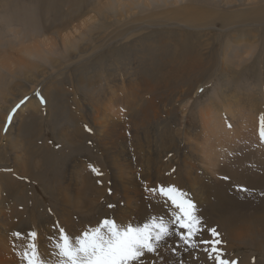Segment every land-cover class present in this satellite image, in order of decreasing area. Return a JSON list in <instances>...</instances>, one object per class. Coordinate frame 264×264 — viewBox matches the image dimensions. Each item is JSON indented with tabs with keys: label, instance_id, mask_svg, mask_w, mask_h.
<instances>
[{
	"label": "rangeland",
	"instance_id": "rangeland-1",
	"mask_svg": "<svg viewBox=\"0 0 264 264\" xmlns=\"http://www.w3.org/2000/svg\"><path fill=\"white\" fill-rule=\"evenodd\" d=\"M47 1L0 0V127L3 126L0 128V252L7 251L8 248L11 250L13 233H25L26 237H22L26 241L28 233L36 231L38 239L41 236V239H46L48 235H45L50 234V229L46 228L47 222H55L50 210L56 208L58 213L52 184H56V179L63 184L67 171L73 170L72 165L77 160H82V156H91L92 163L99 162V167L102 164L108 167L107 187L105 193L92 195L95 208H92L91 214L86 215L81 213L80 208L75 209L73 235L87 228L80 225L81 221L90 223L99 218L115 220L118 214L122 215L120 224L140 223L142 213L138 214L141 203L139 200L149 197L148 195L157 199L145 189L171 185V182L164 183L166 177L173 179L176 175L175 166L170 165L171 160H178V165L186 158L183 154L176 153V147H185L189 143L191 151L203 152L205 142L207 144L208 140V143L214 140L218 131L225 132L222 130L224 127L217 131L216 125L220 120L228 125L230 121L231 125L235 122L236 126L243 128L242 132L251 127V116L256 111L252 110V104L259 101L260 110H264V0H123L120 7L117 0H107L104 7L109 9L112 21L107 30L108 42L89 52V60L83 61V57H86L83 54L76 62H72L74 58H69V52L62 42L63 38L72 32L71 29L65 30L63 26L51 29L48 27L54 20L59 19L58 9L67 11L75 7L89 11L97 0H61V8L56 0ZM186 7L190 10L185 9ZM120 9L124 10L122 16ZM191 10L200 11L208 19L194 28L175 25ZM93 15L95 16V13ZM100 20L102 19L94 20L96 23L93 22V30L97 31L98 26L100 32L105 30L102 26L106 24ZM146 24L153 26L146 27ZM128 34L129 37H126ZM73 36L76 37L75 43L79 42L74 48L77 55L84 46L83 42L81 43L83 33L78 30L71 35ZM135 52L138 54L135 55ZM90 67L92 68L89 69ZM85 69H89V72L96 71L97 74L100 71L103 87L110 83L114 88L112 93L116 91L114 101L108 103L109 120H119L131 125L126 128V136L116 140V146L112 150L116 153L122 147L129 155L126 158L125 153H121L120 159H116L124 168L122 173L118 172L119 165L115 167L106 156L96 153L100 149L98 137L93 139L83 134L86 123L80 116L83 114L82 108L86 98L79 77L85 73ZM72 71L74 75H71ZM106 71L111 73V82L106 80V76H110ZM89 72L88 76H91ZM114 79L117 80L116 83L113 82ZM93 82H99L98 78L94 77ZM155 85L156 87H153ZM73 98H77L75 103ZM212 98L216 99L215 105L218 104L222 109L213 107L210 101ZM22 100L24 103L18 108L21 112L18 113L14 125L12 122L15 114L10 124H6L11 108ZM143 102L152 104V108L148 109L147 118L142 120L145 125L137 127L132 120H139L137 116H133L138 107H129L134 103ZM78 104H82V108L78 109ZM72 107L78 109L76 114L79 116L75 121H72L69 115L70 110L73 111ZM213 108L215 110L210 111ZM223 113L225 115L221 117ZM3 116L6 118L5 123ZM247 121L251 123L248 124ZM93 129L96 134L100 131L95 125ZM211 131H215L216 136L212 137L209 133ZM61 132H66L62 134L66 136V140L65 137L64 140L58 137ZM233 132L236 134L235 130ZM70 135L75 136L73 141L70 140ZM169 138L176 139L175 149L171 152L165 149V142ZM249 138L252 139L248 137L246 140L250 141ZM253 141L254 144L257 143V140ZM222 142L223 140H220V143ZM260 143L259 145H262L263 142ZM88 144H93L94 149ZM246 145L228 150L231 153L227 151L225 156H229L220 163L233 169L242 158L245 165L257 166L259 151H255L251 143L250 147L249 144ZM227 146L229 145L226 143L222 145L223 148ZM136 148L144 150V156H137L138 161L132 155V150L137 152ZM223 151L226 152L224 149L219 150L220 153ZM249 151L252 154L247 153ZM200 154L205 161L210 159L208 153ZM245 154L247 158H244ZM219 157H216L217 161ZM159 167H165V170L156 169ZM209 169L208 174L214 176L216 168ZM77 174L75 171V176ZM78 176L82 178L81 174ZM94 178L91 176L92 186L97 182H94ZM129 181L131 183L126 184ZM123 184L126 187L121 186ZM115 185L117 190L121 189L120 192L114 191ZM174 186L189 194L188 197L192 201L196 200L194 195L197 193V186L200 187L199 184L192 183L185 189ZM80 187L81 180L72 190L77 191ZM127 189L130 190L127 193L130 196L124 195V190ZM81 195L84 197V192ZM86 195L87 193L85 198ZM124 196L129 197V202ZM132 210H135V214ZM35 214L37 221L32 224L30 219ZM221 240L223 243L220 247L226 253V258L229 259L228 256L233 255L264 264V250L236 243L229 237ZM25 241L24 245L28 242ZM256 241L263 245L262 239ZM163 255L172 259L170 253ZM200 256L201 253L198 254V257ZM203 262L205 261L200 264L210 263Z\"/></svg>",
	"mask_w": 264,
	"mask_h": 264
},
{
	"label": "bare ground",
	"instance_id": "bare-ground-1",
	"mask_svg": "<svg viewBox=\"0 0 264 264\" xmlns=\"http://www.w3.org/2000/svg\"><path fill=\"white\" fill-rule=\"evenodd\" d=\"M46 1L47 0H44V2H46ZM56 1L58 2V7L61 8V6L63 5V4L61 5V0H56ZM117 1L119 4V7L124 2L123 0H117ZM47 2H49V1H47ZM106 2H107V0H97L95 2V4L91 6V8H90L91 10H89V11L94 12L95 16L93 15L94 13L91 14L89 11H86L85 9H81V10L75 9V7H74V9L67 10V11L62 10V9L61 10L58 9L59 19L54 20L55 22L57 21V23H55V22L50 23V26L48 27V29L55 28L57 26H63L65 30L71 29L72 32L66 38L64 37L62 42L65 46V49L69 52V58L70 59L74 58V60L72 62H76V61L80 60V57H81V55L83 56V54L86 55V57H83L84 58L83 61L89 60V59H87L89 52L94 51L97 47L99 48V47L104 46V44H106L108 42L107 37H108L109 33H107V30H109V26L111 25L112 21L110 20V16H109V9L104 7L106 5ZM185 9L190 10L189 7H186ZM120 10H121L120 15L121 16L124 15L123 14L124 10H122V9H120ZM59 11H61V12H59ZM174 12H176V10ZM94 18L95 19L101 18L103 20V24L104 23L106 24V25L102 26L103 27L102 29H105L104 31L100 32V30H98V29H100L98 25H97L98 28L94 27L95 29L97 28L96 29L97 31L93 30V27H92V26H94L93 22L96 23L94 21L95 20ZM207 19H208L207 16L202 14L200 11L191 10V11L186 12V16L184 15V19L180 20V22L176 23L175 25L181 26V27H187V28H192V27L194 28V27H196V25L202 24ZM102 20H100V22ZM76 22H79V24H75ZM152 26L153 25H151V24H146V27L151 28ZM61 29H62V27H61ZM63 30H61V31H63ZM78 30H81V32L83 33V40L81 39V43L83 42L84 46L80 50V53L76 55L74 48H76V46L79 45V42L75 43L76 37H74V36L71 37V35L75 31H78ZM126 37H129V34L126 35ZM137 54L138 53L135 52V55H137ZM89 55H92V54H89ZM91 60H92V58H91ZM91 68L92 67H90L89 69H91ZM89 69H85L86 70L85 73L80 75V77H79L80 83L84 86V92H85L84 95L86 98V101L84 102V104L82 103L83 108L81 106L82 104L81 105L78 104V106H77L78 109H80V108L83 109V114L80 116L86 123V127L83 130V134L85 137L91 136L93 139L96 138V136H97L98 141H99L98 146H100V149H99V151H96V153L99 156H106L107 159L110 161V163H112L115 167H116V165H119L117 167H120V169L118 168L119 171H118V169H117V171L122 173V172H124V168H122L121 164L118 161H116V159H120L119 156L121 157V153H125L126 158H128L127 157L128 154H126L127 153L126 150H124L122 147H121V149H119L120 147H118L119 150H117L116 153H115V151H112V150L116 146L115 145L117 143L116 140L119 138L125 137L126 136V128L128 126H131V125H128V123H126V122L123 123L119 120H112V121L109 120L108 109L110 108V104L108 105V103H110V101H114L113 96H114V93L116 91L114 90V92L112 93V90L114 88L110 86V83L109 84L107 83L103 87V85H102L103 80H102V77L100 75L101 74L100 71L97 74V73H95L96 71L94 72V71L90 70L91 72H89ZM88 72L91 73V76H88ZM106 72H108V71H106ZM74 74L72 71L71 75H74ZM109 75L110 76H108V77L106 76V80L111 82V80H112L111 79V73H109ZM122 75H123V73H122ZM94 77H97L99 82H93ZM116 81H117L116 79L113 80L114 83H116ZM123 84H124V82H123ZM119 87H118V89H119ZM153 87H156V85ZM94 88L96 90H94ZM152 89H149V91ZM74 94H75V90H74ZM76 99L73 100L74 103H75ZM255 100H256V98H255ZM210 101L212 103L209 102V104L211 103L213 105V107L216 106L215 109H217V110L222 109V108H220V106L218 104L215 105L216 99L212 98V100H210ZM258 102L259 101H257V102L255 101V104L254 103L252 104V107H253L252 110L253 109L256 110L255 113L253 114V116H251L252 120H253L252 123L247 121L248 124L251 123V125H250L251 127H249L248 129L245 127L246 130H243L241 132V129H243V128L236 126L235 122L234 123L232 122L233 124L231 125L230 124L231 121L229 120L230 121L229 122L230 126H229L224 121L223 122H221V120L219 122L217 121L218 122L216 125L217 131L220 130V127L221 128L224 127V129H222V130H224L225 132L218 131L217 137L214 138V140L211 139L212 141L210 143H208L209 140L207 141V144L204 141L205 142V148L203 149L204 150L203 152H200L199 150L198 151H191L192 148L189 146V143L188 144L186 143L187 146H185V147L182 146L183 148L181 146H179V147L175 146L176 147V149H175L174 143H175L176 139L174 140L172 138L171 139L169 138L168 140H166V142L163 139V141L165 142V146H166L165 149L167 150V152H171L172 150L175 149L177 151L176 153L183 154V157H186V158H183L182 161L179 158V160L181 162L178 165H176V163L179 162L178 160L177 161L171 160L172 162L170 161L171 164L170 163L169 164L172 165V167L175 166V168H176V170H175L176 175H175V177L172 176L173 179H170L169 177H166L167 176V174H166V176H164V179L166 177V180L164 181V183L171 182V185H178L180 187H183L184 189H185V187H187V185L190 186V184H192V183L193 184L196 183V185L197 184L200 185V187L197 186V188H198V190L196 189L197 193L194 192V193H196L194 195L196 200L193 199V202L196 205V209H197L196 214L199 217H201L202 223H203L204 228H205L203 236H202L203 239L210 238L209 233H208V229L216 228V230L220 234L221 239L225 238V237H229L231 240L235 241L236 243L240 242V243H244L247 246L254 247L256 249L264 250V246H263L264 245V141H262L261 137H260L261 120L264 116V112H263L264 110H260L261 109L259 107L260 102L259 103ZM138 104L139 103H134L129 108L134 107L136 109V107H138V111L133 110L134 111L133 116H137V118H139V120H137V121L132 120V121L134 123V126L141 127V126L145 125L142 122V120L147 118V115H148L147 111L152 106V104L149 103L150 105H147V104H144V102L140 103L139 105ZM186 104L189 105V102H187ZM144 105H145V107H144ZM13 108H15V106H13L11 108L10 112H12ZM72 108H73V111L70 110L69 115H70V119L72 121H75V118L79 116L76 114L78 109L76 107H72ZM8 109H9V107H8ZM215 109L213 108V110H210V111H214ZM229 109H231V108H229ZM7 110H6V112H7ZM224 110H226V109H224ZM20 112L21 111L19 109H17L16 112L14 113L15 119L12 122L13 125H14L15 120H17V117L19 116L18 113H20ZM233 113H236V112H233ZM223 115H225V114L224 113L221 114V117ZM4 116H6V113ZM4 116L2 118H4ZM235 116H236V114H235ZM232 119H234V118H232ZM240 119H238V120H240ZM5 121H6V118H4V123H5ZM128 122L131 123V121H128ZM6 124H10V123L7 121ZM94 125H95V127L99 128V130H100V131H98V134H96L95 130L93 129ZM2 127H0V128H2ZM190 128H192V127L190 126ZM87 129H91V131H88ZM196 130H197V128H196ZM234 130L236 131V134H234V132H233ZM214 132L215 131L209 132L210 135H212V137H214V135L216 136V133L214 134ZM63 133L61 132L58 135V137L61 138L62 140H64L63 138L65 137V140H66V136L62 135ZM78 133H80V132L78 131ZM231 133H233V134H231ZM239 133H240V135H239ZM71 135L69 138L71 141H73L75 136L73 135L74 136L73 137ZM165 136H166V134H165ZM238 137H240V138H238ZM245 137L247 139H248V137H252V139L249 138L250 139V141H249V140H246ZM78 139H76V141ZM235 139H237V140H235ZM220 140H223V142L220 143ZM253 140H257V143L254 144L255 141H253ZM187 141H188V139H187ZM261 141L263 143H262V145H259V143ZM102 142H104V143L102 144ZM248 142H250L252 145L254 144L253 149H255V151H257V150L259 151L258 153L260 155H258V158L256 160V161L259 160L257 166H255V167L251 166L254 164H251V165L246 164L245 165L242 158L237 162L236 167L233 169H229L228 167H226L225 165L220 163V161L222 159H227V157L229 155H227V157H226L225 154H228L231 149H234V148L241 146V145L247 146L246 144H249V147H250V143H248ZM224 143L229 145V146H227L228 148L225 147L226 148L225 149L222 147V145ZM88 145L92 146V148L94 149L93 144L92 145L88 144ZM177 145H179V144L177 143ZM260 146H261L262 150H260ZM92 148H91V150H92ZM220 149H224L226 152L223 151L220 153L219 152ZM253 149H251V150H253ZM135 150L137 152L132 150V155H134L138 161L137 156L138 155L144 156V150L141 148L140 149L136 148ZM154 150H156V149H154ZM89 151H90V147H89ZM127 151H128V149H127ZM130 151H131V149H130ZM227 151H228V153H227ZM250 151L247 153H251ZM204 152L208 153V155L210 156L209 157L208 155H206L207 157L210 158L209 159L210 162H208L209 160L205 161L206 159L204 160L202 158V154H200V153H204ZM93 154H94V152H93ZM221 154H223V156ZM253 154H254V151H253ZM89 155H90V153H89ZM217 156H220L218 161L216 158ZM85 157L86 156H82L81 157L82 160L81 159L77 160L72 165L73 168L70 167L73 170H71L70 172L67 171V173L64 176L65 178H64L63 184L60 183V181H57V179H56V181L55 180L54 181L56 182V184L58 183V185L56 186V184H52V185H54V191H53L54 195L53 196L55 198V204L58 206V213H57L56 208L50 210V213H51L52 217L54 218L55 222H47L46 228L48 227L50 229V231H49L50 234L48 233L45 235V236L48 235L45 240L41 239L42 236H41V238L38 239L39 250H40L42 255L44 254L43 256L45 258H48L47 257V249L49 246H48L47 238L50 235H52L54 232L53 225L59 223L58 226L63 227L68 233L73 235L74 233H73V228H72V226H73L72 222H73V219L75 220V214H74L75 209L80 208L81 213L86 214V215H87V213L88 214L90 212L92 213V208L93 207L95 208V206L92 204V202L95 203V201H93L94 198H92L93 197L92 195H94L96 193L102 194V193L106 192L108 167L105 164H102V166L99 167L100 166L99 162H98V164H97V162L92 163L91 156L90 157L87 156V158H85ZM181 158H182V156H181ZM244 158H247V155ZM131 159H130V161H131ZM126 161H129V160H126ZM254 161H255V159H254ZM166 162L168 163V161H166ZM19 164H21V163H19ZM232 164L233 163H231V165ZM165 165L167 167H169L167 164H165ZM158 166H160V165H158ZM135 167L137 168L138 166H135ZM93 168H95V169L97 168L100 174L98 175L96 172H94ZM139 168H141V167H139ZM164 168L160 169V167H159L156 169L163 171V170H165ZM209 168H211L212 170H214V168H216L215 169L216 172H215V174H213L214 176H210V174H208V171L210 170ZM82 170H84V171L81 173ZM139 170L140 169H138V171ZM75 171L78 173L76 176H75ZM128 171H130V170H128ZM168 171H167V173H168ZM170 171H173V169L170 168ZM170 171H169V173H170ZM152 173H156V172H152ZM79 174L82 175L81 179L78 176ZM170 174H172V173H170ZM91 176L95 177L94 182L97 181L96 183H94V186H92V184H91V182H92ZM234 179H238L239 182L235 181ZM6 180L7 179H5V181ZM80 180H81V187L79 188V190H77V191L72 190L74 188V186L79 183ZM124 183H125V181H124ZM130 183H131V181L126 182V184H130ZM6 184H8V183H6ZM234 184H237V185H234ZM0 186H1V184H0ZM121 186L126 187L125 184H123ZM191 186H193V185H191ZM113 188H114V191L118 193L119 190H117L116 185ZM120 188H118V189H120ZM193 188H195V187H193ZM242 189H247V191H243ZM81 191L84 192V197H82ZM120 191H121V189H120ZM124 191H125L124 195L130 196L127 194V193H129L128 191H130V190L127 189ZM1 192H2V190H1ZM86 193H87V195L85 198ZM115 195H116V193H115ZM187 195H189V194H187ZM148 196L149 197H144V198L142 197V199H140L138 197L140 199L139 201H141L140 209H138V214L142 213V215L140 216V220H142V221L140 223H142L149 216L166 214L165 208L161 204L159 199L158 198L152 199V197H150V195H148ZM132 197H134V196H132ZM126 201L129 202V197L126 198ZM97 203H99L98 200H97ZM125 204H126V202H125ZM97 207H98V204H97ZM73 210H74V212H73ZM132 211H133V214H135V210H132ZM131 212H129V213H131ZM101 217H102V213H101ZM121 217H122V215H120V214H118L116 216L115 220L117 221V223H120V221H122ZM124 218H125V216H124ZM130 218H132V217H130ZM30 220H31L30 223L34 224L37 221L36 214L33 217L31 216ZM99 220H101V219L99 218L98 220H95V221L90 222V223H85L83 221H81V222L79 221V222H80V225L82 227L83 226L89 227L91 223H92V225L94 224L93 226L95 227L97 225L96 223H98ZM123 222L126 223V221H123ZM80 225L78 227H80ZM40 230H42V229H40ZM24 235H25V233L21 234L20 238H16L15 236L12 237V242H11V250L12 251L10 250V248H8L7 251L2 250L1 251L2 253L0 252L1 253L0 254V264H25V262L23 261V259L21 258V255H20V253L22 252L23 247H24L23 241H25V240H23V237H22ZM24 237H26V236H24ZM257 239H262L263 245L257 243V241H256ZM4 241H5V239H4ZM4 241L2 240L3 243H4ZM26 241H27V239H26ZM8 243L9 242H7V244ZM1 245L3 246V244H1ZM234 245H236V244H234ZM199 253H201V256H203V258H201V256L198 257ZM228 257H229V259L240 260V262L238 261L240 264H255L256 263V262H251L249 258L248 259L247 258L241 259L240 257L233 256V255L228 256ZM200 258H201V261H200ZM152 259H153V257H151V256L145 257L146 261H151ZM183 259L185 261V264H200V263H202V261H205L206 263L208 261V262H210L208 264H212V262L208 260L207 254L205 252H203L202 250H200V251L192 250L189 253H184ZM205 262H203V263H205Z\"/></svg>",
	"mask_w": 264,
	"mask_h": 264
},
{
	"label": "snow or ice",
	"instance_id": "snow-or-ice-1",
	"mask_svg": "<svg viewBox=\"0 0 264 264\" xmlns=\"http://www.w3.org/2000/svg\"><path fill=\"white\" fill-rule=\"evenodd\" d=\"M41 102H44L43 98ZM23 103L24 100L12 109L9 123ZM260 137L264 141V118L261 120ZM93 171L100 174L95 168ZM145 190L159 199L166 214L152 215L142 223L126 225L104 218L95 227L89 226L74 236L55 224L53 234L47 238L48 258L39 250L38 233L31 231L20 253L21 258L25 264H185L184 253L202 250L212 264H238V260L226 258L220 247L223 241L216 228L208 229L210 238H202L205 230L202 219L185 192L174 185H159ZM13 235L20 238L21 233ZM162 253H170L172 259H167ZM146 256L153 259L146 261Z\"/></svg>",
	"mask_w": 264,
	"mask_h": 264
}]
</instances>
